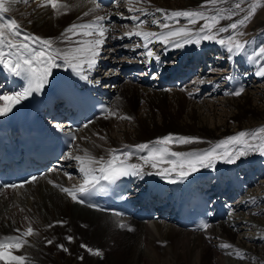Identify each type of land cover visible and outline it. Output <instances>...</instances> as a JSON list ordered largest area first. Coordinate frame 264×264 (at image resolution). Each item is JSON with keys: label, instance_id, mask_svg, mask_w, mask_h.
<instances>
[{"label": "bare ground", "instance_id": "bare-ground-1", "mask_svg": "<svg viewBox=\"0 0 264 264\" xmlns=\"http://www.w3.org/2000/svg\"><path fill=\"white\" fill-rule=\"evenodd\" d=\"M42 2L43 0H9L5 6L10 11L4 13V20H16L22 33L51 38L56 42L55 46L60 48H72L76 40L80 39L77 37L70 42L63 41L62 33L69 26L87 22L97 14H108L111 19L104 23L110 28L106 42L112 52V42L137 23L124 17L139 15L128 11L126 0H118L101 7L96 12H90L88 16L83 13L94 7L93 0H58L60 4H69V11L65 14L61 9L60 15H56L50 6H38ZM202 3L203 0H148L147 3L142 0L135 6L144 7L151 13L141 17L148 21L141 26L143 30L163 31L150 23L153 18L163 22V15L156 12L157 8L170 13L173 10H194ZM185 23L181 19L180 24ZM263 23L264 9L257 13L252 26L256 30ZM195 27L198 28L199 24ZM130 38L124 36L121 41L128 53L116 59L119 68L113 73L118 72L127 62L132 63V50L136 49L134 46L143 43L140 37L132 36V41ZM35 47L39 48L40 45ZM103 47L104 45L101 52ZM151 47L164 58L173 57L174 54L178 56L185 51L191 52L195 60L206 55L209 65L204 69L199 68L203 72L198 73L195 87L189 84L162 90L142 79L135 80L130 74H125V77L111 85L114 89L111 110L116 115L106 114L93 119L87 127L82 126L74 146L67 152L60 166L55 165L36 181L25 184L22 188H10L0 196V236L15 234L17 228L26 230L29 225L34 229V234L26 238L28 244L22 249L13 250L16 255H25V264H207L205 256L209 260L208 264H236L232 257L239 264L255 262L256 259L264 264V176H261L264 171H260L264 166L261 162L250 165L257 156L264 160L261 152L241 156L242 159L236 162H245L243 165H248L255 171L254 177L261 176L257 182L254 179L256 185L253 186V183L239 196L234 202V210L227 218H221L201 231L183 229L175 221L159 220L131 222L133 228H121L119 225L123 218L118 219L114 215L80 205L53 183H49L54 181L64 187L78 186L81 183L82 174L78 170L77 162L68 157L69 152L83 155L82 150L87 149L96 158H106L110 149L129 146V150L135 151L136 144L157 140L165 134L198 138L192 144L170 145L174 151H202L204 149L190 145L202 147L217 139L218 143L220 135L225 132L259 125L264 121V83L255 74L260 64L248 60L253 53L248 55L246 47L244 52L238 54L229 53L227 47L217 41H201L199 45L187 44L182 48L165 47L157 42ZM198 48H201L200 52ZM138 49L145 51L143 48ZM246 70L247 73H244ZM240 78L245 84L243 88H247L240 96H232L230 93L242 85ZM220 79H224V82ZM200 95L202 96L199 97ZM3 104L6 101L0 100V105ZM122 116L131 119H121ZM131 161L140 162L135 156L129 162ZM229 164L231 163L218 161L212 168H203L198 172H214L216 175V172L224 171ZM164 166L166 165H161ZM158 170L159 168L145 167L146 174ZM246 171L247 169L241 170V174ZM145 177L142 175V179ZM243 201L246 203L243 204ZM58 221L64 223H55ZM79 222L83 223L79 225ZM52 224L53 227H48ZM64 225L65 227L60 228ZM84 225L87 227H80ZM64 235L72 236L73 241L69 242ZM80 235L83 238L77 244L76 240ZM47 240H52L57 245L62 243L69 253L64 254L63 249H59L62 255L51 252L46 246L49 245ZM223 243L232 247L220 248L219 245ZM82 244L93 250L100 249L101 255L89 253L86 248H81ZM236 250L242 251L245 258L236 257ZM82 256L84 259L81 262L79 259ZM0 264L4 262L0 261Z\"/></svg>", "mask_w": 264, "mask_h": 264}, {"label": "snow or ice", "instance_id": "snow-or-ice-1", "mask_svg": "<svg viewBox=\"0 0 264 264\" xmlns=\"http://www.w3.org/2000/svg\"><path fill=\"white\" fill-rule=\"evenodd\" d=\"M9 0H0V65L11 72L16 77H23L27 81L22 91L16 92L12 96H0V100L8 101V103L0 105V116L7 115L13 110V107L22 100L27 99L33 93L41 92L48 83V78L52 74L54 68L63 66L69 67L82 79L89 80L86 70L90 71L96 67L102 46L105 44L110 31L105 26L104 21L110 20L111 16L95 15L94 19L87 22L72 24L64 33H62L63 41L70 42L76 40L72 48H60L55 46V41L51 38H41L32 34H24L21 26L16 20L3 19L4 13L10 11L5 3ZM142 0H126L128 11L131 13H139V15H131L124 17L131 21L137 22L133 28L124 32L125 37H140L143 41L136 44L134 48H143L145 51L139 55L145 57L149 62L152 60H160V56L153 50L150 45L161 43L165 47L182 48L187 44L199 45L201 41H217L222 46L227 47L229 53L238 54L245 51V43L238 39L244 33L241 28L246 27L257 12V9L264 7V0H203V3L194 10H173L170 13L164 9L157 8L156 12L163 15V22L160 19L153 18L150 23L157 25L163 31H146L142 29V25L148 23L142 19V16L151 15L144 7H136ZM148 0H143L147 3ZM248 2V7H243ZM94 7L88 12L83 13L88 16L90 12H96L102 5L93 0ZM40 7L50 6L55 10L56 15L61 14L63 9L66 14L69 11V4L58 3V0H43L38 5ZM243 14V15H241ZM123 16L122 13H120ZM239 17L238 19H233ZM181 19L185 20L184 25L180 24ZM231 21L227 25H221V21ZM203 21L201 24L200 22ZM171 22V23H170ZM199 24V27H195ZM222 33H229L226 36H220ZM40 45L39 48L35 47ZM7 49V51L5 50ZM253 63L259 64L264 59V46L259 48L258 52L248 57ZM257 76L264 77V64L258 68L255 73ZM232 79V77H227ZM91 82V81H90ZM203 82V81H201ZM244 89L239 88L231 92V95L240 96ZM191 95V93H189ZM110 115H116L115 111L109 110ZM121 119H131L128 116H122ZM57 128L62 126L57 124ZM87 127V125H85ZM258 133H264V126L253 132L240 131L238 134L229 136L225 140H221L214 146L202 151H174L170 145H188L198 140L196 137L165 135L153 142L140 143L134 146L135 151L129 150V146H125L124 150L110 149L109 157L103 156L96 158L87 149L82 150L83 155L68 153L70 159H74L78 164V170L82 174V181L78 186L64 187L53 183L55 187L70 197L74 202L84 204L85 197L97 191H105V185L101 182H107L108 185L115 184L122 177L126 176H142L145 174V167L150 166L152 169L159 168L154 174L158 175L169 182L176 183L187 179L193 173L203 168H212L218 161L226 163H234L236 159L246 155L249 151H260L264 154V136ZM73 139L75 136L73 135ZM103 139V137H101ZM143 153V154H140ZM137 157L139 163H130L133 157ZM161 165H166L161 167ZM65 175H68L67 173ZM173 176L175 177L173 179ZM71 179V176H69ZM37 180L33 176L31 183ZM24 184L5 185L10 188H22ZM94 205H89L93 207ZM120 215V213H116ZM55 223L63 224L58 221ZM54 224L48 227H53ZM121 228L127 225L121 223ZM207 229V224L201 225ZM17 235L5 236L0 238V261L4 264H25V255H16L13 250L24 248L28 244L27 237L34 234L31 225L26 230L20 228L15 229ZM66 239L73 241L72 236H66ZM48 244H52V240H47ZM64 251H68L63 244L57 245ZM86 248L89 253L97 256L101 255V250L81 245ZM220 248L228 249L232 245L223 243ZM235 255L238 258H245V254L236 250ZM82 259V258H81Z\"/></svg>", "mask_w": 264, "mask_h": 264}, {"label": "rangeland", "instance_id": "rangeland-1", "mask_svg": "<svg viewBox=\"0 0 264 264\" xmlns=\"http://www.w3.org/2000/svg\"><path fill=\"white\" fill-rule=\"evenodd\" d=\"M251 2H255V0H251ZM243 7H248L249 5H248V2H246L244 5H242ZM264 9V7H260V8H258L257 9V12H256V14L254 15V17L252 18V20L247 24V26L246 27H243V28H241L240 29V31L241 32H243L244 34L242 35V36H239L238 37V39H240L241 40V42H246L245 43V47H246V53L249 55V53H255V52H258L259 51V48L261 47V46H264V23L263 24H261L260 26L258 25V27L256 28V30L253 28V26H252V22H253V20H254V18L257 16V13L258 12H260L261 10H263ZM241 15H243V14H241ZM239 17H234L233 19H238ZM3 19H4V15H3ZM231 21H228V20H224V21H221V25L223 26V25H227L228 23H230ZM256 33V34H255ZM227 35L229 34V33H226ZM249 35V36H248ZM256 35V36H255ZM200 50H201V48H198V52H200ZM175 53V52H174ZM249 60V59H248ZM263 60H261L260 61V66H261V64H263ZM225 67H226V65H224ZM230 70V69H229ZM244 73H247V70L246 71H244ZM262 79H260V81L262 82V83H264V77H261ZM220 80H222L221 82H224V79H220ZM130 81V80H129ZM223 85V84H222ZM264 85V84H263ZM247 87H245V88H243L244 90L246 89ZM157 89H159V88H157ZM232 96H234V95H232ZM264 114V113H263ZM262 116V115H261ZM117 117V116H116ZM115 117V118H116ZM258 117H259V115H258ZM264 117V116H263ZM208 124H211V123H208ZM262 126H264V121H262L259 125H255V126H248V127H243V128H238V129H234V130H232V131H230L229 133H227V132H225V134H221L220 135V139H219V141H221V140H225V139H227V137H229V136H233V135H236V134H238L240 131H245V132H253V131H255V130H257L258 128H260V127H262ZM256 127V128H255ZM120 128V127H119ZM233 128V127H232ZM250 129V130H249ZM258 135L259 136H264V133H258ZM183 136V135H182ZM83 140H85V139H83ZM217 141H218V139L217 140H214V141H211V142H209V143H207L205 146H192V145H190V147H194V148H198L199 147V149H208V148H210V147H212V146H214L216 143H217ZM214 143V144H213ZM192 144V143H191ZM257 152H260V151H249L247 154H246V156L248 155V154H255V153H257ZM261 155V154H260ZM263 155V154H262ZM241 157H239L238 159H236V160H239ZM242 159V158H241ZM235 160V161H236ZM264 161V160H263ZM260 171H264V169H262V170H260ZM264 173V172H263ZM261 192H263V190L261 191ZM240 197H238V199H239ZM246 202H244L243 201V204H245ZM81 223H83V222H79V225L81 224ZM63 227H65V225L64 226H62V227H60V228H63ZM80 227H87L86 225H84V226H80ZM64 236H66V235H64ZM83 237H82V235H80L79 237H78V240H76V243L78 244L79 243V240H81ZM41 242H43L42 240H41ZM69 243V242H68ZM48 244V243H47ZM161 245H162V243H161ZM47 247H49V249H50V251L51 252H54V253H59L60 255H62V251H64V250H59V249H61V248H57L56 246H57V244H55V243H53V244H49V245H46ZM164 246V245H163ZM82 248V247H81ZM64 254L65 253H69V252H66V251H64L63 252ZM83 259H84V256H82V259L80 260L79 259V261H83ZM233 261H235L236 262V264H239L238 263V260H236V258L235 257H232L231 258ZM258 259H256V261L255 262H257V263H255L254 261L253 262H249L248 264H259L261 261H257ZM205 261H206V263L208 264V262H209V260H208V258L205 256ZM264 262V261H263ZM260 264H262V263H260Z\"/></svg>", "mask_w": 264, "mask_h": 264}]
</instances>
